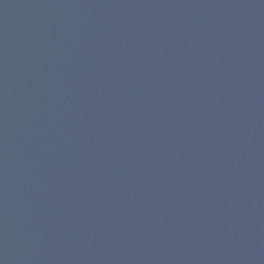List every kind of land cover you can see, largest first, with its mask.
<instances>
[{"label":"water","instance_id":"water-1","mask_svg":"<svg viewBox=\"0 0 264 264\" xmlns=\"http://www.w3.org/2000/svg\"><path fill=\"white\" fill-rule=\"evenodd\" d=\"M0 264H264V0H0Z\"/></svg>","mask_w":264,"mask_h":264}]
</instances>
